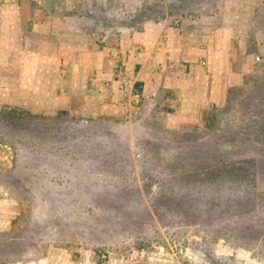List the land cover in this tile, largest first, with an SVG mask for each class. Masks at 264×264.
<instances>
[{"label": "rangeland", "instance_id": "1", "mask_svg": "<svg viewBox=\"0 0 264 264\" xmlns=\"http://www.w3.org/2000/svg\"><path fill=\"white\" fill-rule=\"evenodd\" d=\"M184 2L156 1L143 16L140 5L106 24L138 25L158 6ZM253 19L264 29V9ZM257 54L263 59L264 48ZM233 93L220 127L207 129L168 128L161 112L129 125L0 103V200L23 203L13 228L0 232V261L54 245L87 264H264V142L249 136L260 120L246 112L264 108L253 100L264 90L251 79ZM245 161L253 183L207 178ZM139 250L146 256L134 257Z\"/></svg>", "mask_w": 264, "mask_h": 264}, {"label": "crops", "instance_id": "2", "mask_svg": "<svg viewBox=\"0 0 264 264\" xmlns=\"http://www.w3.org/2000/svg\"><path fill=\"white\" fill-rule=\"evenodd\" d=\"M156 1L182 0H0V103L129 125L161 112L172 120L168 128L207 129L234 89L264 76V57L257 54L264 29L253 19L264 0H185L138 25L106 24L140 5L141 16L149 13ZM22 205L0 200V232L13 228ZM73 250L50 245L36 258L25 252L0 264H87ZM141 254L147 252L133 255Z\"/></svg>", "mask_w": 264, "mask_h": 264}, {"label": "trees", "instance_id": "3", "mask_svg": "<svg viewBox=\"0 0 264 264\" xmlns=\"http://www.w3.org/2000/svg\"><path fill=\"white\" fill-rule=\"evenodd\" d=\"M156 12L157 13H156L155 16L146 15L145 18L146 17L147 18L148 17L158 18V17H163L165 15V10L161 6H158V9H157ZM145 14L146 13H144L143 15H145ZM255 81H257V83L259 82L260 86H262V88L264 90V76H258L255 79ZM254 99L260 101V104L264 105V95L255 96L253 98V100ZM248 109L249 110H247L246 112H250V113L253 112V114L251 116L258 117L259 120H260V121H258L257 127H255L253 129V132L249 133V136L254 135V136L257 137V139L259 141H263L264 142V108L256 107L255 109H252L250 107ZM225 110H226V108L224 107L223 110H220L217 113H213V115L209 117V120H211L212 124H210L208 126V128H215L216 124L218 122H220L219 117L222 116L225 113ZM61 112L62 113H67L66 111H61ZM13 113H16V111H13ZM246 163H248V161L242 162L240 164L237 163V162H233V163L226 164L223 167L220 166L218 168H212L210 171H208V177L207 178H209V180H216L218 182L219 179H222L224 177H230V179L233 178V179L238 180V181H245L246 180V181H249V182L253 183V178H254L253 176H255V174L250 175L249 172L251 170H250L249 166Z\"/></svg>", "mask_w": 264, "mask_h": 264}, {"label": "built area", "instance_id": "4", "mask_svg": "<svg viewBox=\"0 0 264 264\" xmlns=\"http://www.w3.org/2000/svg\"><path fill=\"white\" fill-rule=\"evenodd\" d=\"M178 23H179V21H178ZM119 68H120V66H118Z\"/></svg>", "mask_w": 264, "mask_h": 264}]
</instances>
